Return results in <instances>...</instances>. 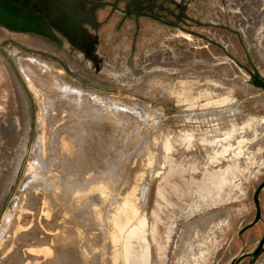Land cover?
<instances>
[{"label": "rangeland", "instance_id": "1", "mask_svg": "<svg viewBox=\"0 0 264 264\" xmlns=\"http://www.w3.org/2000/svg\"><path fill=\"white\" fill-rule=\"evenodd\" d=\"M59 1L75 6L65 13L56 10L55 0H29L59 20L72 21L59 28L56 37L0 25V126L16 106L21 121L19 134L10 143L5 175L0 172V239L6 215L14 211L25 186L43 116L42 99L17 67L12 52L16 49L22 57L51 64L69 90L114 116L116 122L108 115L117 125L112 122L114 128L107 125L106 131L114 133L124 149L117 159V173L126 180L123 188L134 181L138 170L147 169L140 181L146 239H132L133 250L141 243L148 246L146 264H226L230 253L240 249L242 255L230 264H259L260 260L264 264V186L259 188L256 221L254 198L264 182V89L248 82L245 75L253 70L247 54L264 72V19L250 31L249 39L255 43L251 46L239 26L238 11L227 0ZM157 59L168 68L147 72L148 62ZM8 70L17 78L25 103ZM252 116L256 117L253 125L237 129ZM227 125H232V132L223 130ZM154 135L159 136L155 142ZM239 138L241 153L233 155ZM5 141L0 132V154ZM228 142L232 149L223 153ZM148 146L157 152L152 163ZM214 174L225 175L216 187Z\"/></svg>", "mask_w": 264, "mask_h": 264}, {"label": "bare ground", "instance_id": "2", "mask_svg": "<svg viewBox=\"0 0 264 264\" xmlns=\"http://www.w3.org/2000/svg\"><path fill=\"white\" fill-rule=\"evenodd\" d=\"M227 1L230 7L238 11L239 26L249 39L251 29L264 19V0ZM54 4L56 10L60 9L65 13H69V8L75 6L71 2L61 3L59 0H55ZM44 15L49 19L55 32L59 28H66V23L69 25L72 22L64 17L63 20H59L57 15L55 17ZM0 25L9 28L1 21ZM33 43L35 46L46 48L42 42ZM249 43L251 46L255 44L252 40ZM12 52L16 57L17 67L30 88L43 101V116L36 145L27 163L25 186L20 190L14 211L6 215L3 238L0 239V264H146L149 254L148 246L141 243L138 244L140 248L137 251L133 250L132 239L135 237L146 239V218L140 213V196L142 195L140 181L146 175L147 169L138 170L134 181L126 188L122 187L126 180L117 173V159L123 147L118 146L117 138L113 137L114 133L111 135L107 133L108 130L106 131L107 125L113 124L116 119L108 114V110L97 108L95 104L90 105L83 100L82 95L75 90H69L67 84L60 80L48 62H43L34 56L22 57L16 54V49H12ZM207 62L210 63L211 60ZM254 64L257 66L256 63ZM90 65L103 69L100 64L90 63ZM0 66H2L1 63ZM147 66V72L157 68L162 70L168 68L159 59L150 60ZM258 70L264 79V72L259 68ZM8 72L12 82L17 85L22 102L25 103L26 98L17 78L11 70ZM245 75L246 80L253 84V76L247 72ZM258 87L264 89L261 86ZM5 92V97L9 99L11 97L9 90ZM108 115L115 120L111 121ZM19 116L16 106L15 110L9 111L0 126V132L9 142L5 141L6 148L0 154V172L4 175L10 160V143L19 134L18 128L21 122ZM254 117L241 121L237 129L253 125L256 118ZM122 122H120L121 125ZM121 127H119L120 130H122ZM127 129L129 131V128ZM223 130L232 132L233 127L227 125ZM158 138L159 136L154 135L153 142ZM240 140L239 138L237 149L231 151L233 155L241 153ZM232 146L230 142L224 145L223 153L230 150ZM146 153L148 162L152 163L156 159L155 148L148 146ZM19 166L20 162L14 171L12 170L10 183L14 181ZM222 175L212 176L215 187L220 183V179H224L225 175ZM263 186L264 182L259 185V187ZM257 189L254 195L258 191L259 199V189ZM205 190L211 191L210 188ZM259 217L260 215L255 218V221ZM152 231H154L153 226L150 228L151 233ZM242 253L241 249L236 254L230 253V259L226 264H230ZM261 255L262 253L260 257ZM258 263L262 264V261Z\"/></svg>", "mask_w": 264, "mask_h": 264}, {"label": "water", "instance_id": "3", "mask_svg": "<svg viewBox=\"0 0 264 264\" xmlns=\"http://www.w3.org/2000/svg\"><path fill=\"white\" fill-rule=\"evenodd\" d=\"M27 1L28 0H0V21L5 23L9 28L15 30L34 31L55 36V31L49 19L40 13L41 7L34 4L29 5ZM247 56L253 68V70L250 71V74L253 76L252 83L264 88V79L260 76L259 70L251 60L249 54H247ZM257 192L254 198L257 207V216H259L260 206Z\"/></svg>", "mask_w": 264, "mask_h": 264}, {"label": "flooded vegetation", "instance_id": "4", "mask_svg": "<svg viewBox=\"0 0 264 264\" xmlns=\"http://www.w3.org/2000/svg\"><path fill=\"white\" fill-rule=\"evenodd\" d=\"M27 2L29 3V0ZM29 5H30V3H29ZM40 13H42V15L46 14L47 16L52 17L49 13H45L42 9H40ZM45 35H48V34H45ZM48 36H50V35H48ZM51 37H56V36H51Z\"/></svg>", "mask_w": 264, "mask_h": 264}]
</instances>
